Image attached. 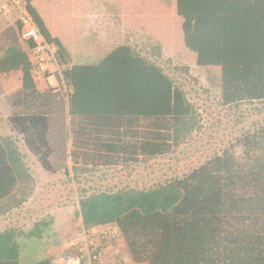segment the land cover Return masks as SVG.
Segmentation results:
<instances>
[{
	"label": "trees",
	"instance_id": "1",
	"mask_svg": "<svg viewBox=\"0 0 264 264\" xmlns=\"http://www.w3.org/2000/svg\"><path fill=\"white\" fill-rule=\"evenodd\" d=\"M33 1L24 0L25 7L55 47L67 86L73 162V175L64 170L67 177L80 183L86 170H134L192 144L204 129L203 114L161 65L160 46L148 39V55L120 46L98 65H72ZM176 11L184 45L196 54L198 66L221 69L220 105L264 102V0H176ZM13 28L21 34L20 20ZM13 38L0 37V73L21 74L8 115L13 136H0V219L23 209L34 193L27 154L45 171L57 172L49 136L50 92L37 90L36 67L27 54L7 56L18 36ZM79 190L77 215L83 228L114 226L134 263L264 264V126L245 132L182 176ZM36 236L33 228L0 230V264H54L50 257L21 261L22 238Z\"/></svg>",
	"mask_w": 264,
	"mask_h": 264
},
{
	"label": "rangeland",
	"instance_id": "2",
	"mask_svg": "<svg viewBox=\"0 0 264 264\" xmlns=\"http://www.w3.org/2000/svg\"><path fill=\"white\" fill-rule=\"evenodd\" d=\"M78 3L80 11L90 14L88 26L91 28L85 29L88 35L84 40L76 38L73 41L68 35L70 28H64V33L69 36L67 40L64 39V49L71 64L98 65L120 46H131L143 55H148L149 39V44L161 47V65L168 74L183 84L188 97L202 112L204 129L192 144L169 157L153 160L134 170L109 167L86 170L81 172L78 183L72 179L73 162L69 157L71 117L67 105V86L60 82L58 88L61 90L53 94L50 100L52 127L49 133L55 147L52 161L58 171L49 173L29 157L27 163L37 170L35 178L38 188L40 184H44L45 188L37 192L33 201L26 204V211L12 213L0 219V230L10 227L24 230L33 228V233L37 236L33 239L22 238L21 241L22 262L37 263L50 254L54 264H87V254L79 250L81 246H87L89 249L96 248L99 264H130L125 241L114 226H106L98 232L84 230L88 234L87 237L84 236V228L77 215L79 188L100 191L126 185H145L164 177L182 176L235 144L245 132L264 126V102L246 103L235 108L220 105L221 69L198 66L196 54L184 45L183 21L179 17L178 25L174 15L176 0H78L76 5ZM162 8L167 17L171 19L173 16V28H169L168 22H162V27L159 23L150 28H120L116 23L113 27L108 26L111 18L108 22L102 21V28L91 26L93 15L98 11L115 17L125 12L134 17L141 12H148L151 16L160 14ZM10 19L13 20L12 17ZM3 23L4 18L0 17V27ZM48 56L50 58V54ZM53 85L58 84L55 82ZM5 98L8 105L14 96ZM7 108L0 113V136H13L7 118L12 110ZM20 148L22 153H26L22 145ZM67 167L72 174L71 178L64 173ZM44 220L49 222L45 227L33 226L35 221ZM57 241H60L61 246L54 245Z\"/></svg>",
	"mask_w": 264,
	"mask_h": 264
},
{
	"label": "crops",
	"instance_id": "3",
	"mask_svg": "<svg viewBox=\"0 0 264 264\" xmlns=\"http://www.w3.org/2000/svg\"><path fill=\"white\" fill-rule=\"evenodd\" d=\"M77 1L78 0H34L32 3L36 11L38 12L39 16L42 18L45 26L49 30L51 36L54 38H58L63 46H64V41L67 40L69 37L64 33V28H70L68 35H70V39L72 41L76 40V38H81L84 40L86 38V35H88L87 32H85V29L91 28L88 26L90 25V23L88 22V20L90 19V14L80 11L78 9L80 8L79 3L78 5H76ZM20 7L26 9L24 0H0V17L4 18L3 26L0 27V37H3L4 34L5 35L11 34V39L16 35L18 36V40H16V42L13 43V45L9 46L6 49L7 56L10 59H13L19 54H27L31 63L34 64V66L36 67L35 84H36L37 90L39 92H50V99H49V104H48V119H49V125H50V130H51V127H52L51 120L52 119H51L50 114H51L52 108L50 105V100L53 94H57L61 90L60 88H58L60 82L63 83L61 80V76H60V67L58 64L59 61L56 56L55 47L51 46L52 52L50 54V58L49 56L47 58L50 73L42 74L39 72L36 59H35V55L33 54V51L30 48V42L23 40L21 36L18 35L17 28H13L16 21L20 20V15H21ZM173 9H174V15H176L177 17L176 19L178 23L179 16L176 11V5L173 6ZM18 16H19V19H18ZM10 17H12L13 20H11ZM93 18L94 20L92 21V24H91L93 28H102L101 26L102 21L107 20L108 22L109 18H111V20H110V23H108V26L113 25L114 27V24L116 23V25L120 26V28H150V27H154L157 23L161 24L160 27H162L164 26L162 22H165V23L168 22L169 28H173L171 25H172V22L175 21L173 16L171 20L170 17H167L165 15V11L163 8L160 14H156L153 16L149 15L148 12H145V13L141 12L139 15H136L133 17V16H129L125 12L124 13L122 12L120 15L115 17L111 14H104V13L102 14L101 12L98 11L96 12L95 15H93ZM165 28H168V26H166ZM99 32L100 30L98 29V34ZM55 82L58 84L57 86L53 85ZM20 88H21V74L19 72H16V73L11 72L9 74L0 73V113L3 112L6 107H8L7 109H9L10 111L14 109L12 102L15 99V97L19 94ZM6 96H10V98L11 96L12 97L14 96V98L11 100L10 104L8 105H6L7 103L5 100ZM29 157L32 158L33 160H36L32 155L27 154L25 158L26 162L28 161V159H30ZM28 166L30 168L29 169L30 174L35 178V174L37 175V172H36L37 170H34L33 168H31L29 164ZM37 183L38 182L36 180V187H35L34 193L32 197L30 198L29 202L35 199L37 192L39 193V191L45 188L44 184H40V186L42 187L39 186L38 188ZM29 202L27 204H29ZM25 209L26 207L23 209L15 210L12 213H16V212L20 213L21 211H26ZM8 216L9 215H7L6 217ZM48 216L50 215L48 214ZM80 219L82 223V218L80 217ZM105 227L106 226L95 227V228H92L86 231L98 232L104 229ZM10 228H18V227H10ZM59 242L60 241H57V243H55L54 245L57 246L58 244L61 246V243ZM98 243L101 244L100 241H98ZM126 254L129 258L130 264H137L132 261L129 252H127ZM48 257L51 258L50 254H48ZM142 264H146V263H142Z\"/></svg>",
	"mask_w": 264,
	"mask_h": 264
},
{
	"label": "built area",
	"instance_id": "4",
	"mask_svg": "<svg viewBox=\"0 0 264 264\" xmlns=\"http://www.w3.org/2000/svg\"><path fill=\"white\" fill-rule=\"evenodd\" d=\"M20 11L21 38L25 41L32 42L34 44V48L32 49V51L35 55L39 72L42 74L50 73L47 58L48 55L51 54L52 48L45 41L44 37L40 34L28 11L21 7ZM83 233L84 236L87 237L88 234L86 235L85 231ZM79 250L87 254V264H99V256L96 253L97 250L95 247L89 249L87 246H81Z\"/></svg>",
	"mask_w": 264,
	"mask_h": 264
}]
</instances>
